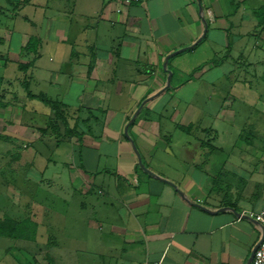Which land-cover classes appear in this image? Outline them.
Instances as JSON below:
<instances>
[{
  "label": "crops",
  "instance_id": "crops-1",
  "mask_svg": "<svg viewBox=\"0 0 264 264\" xmlns=\"http://www.w3.org/2000/svg\"><path fill=\"white\" fill-rule=\"evenodd\" d=\"M1 1L5 5L0 14L7 16V22L0 20V29L6 30L25 10L22 18L31 25L59 26L53 35L61 58L57 65L40 62L42 42L48 40L37 37L40 33H35L37 44H33V37L21 32L23 47L8 62L22 55L31 57L28 69L21 70L22 62H16L13 73H27L30 89L33 83L50 87L42 93L31 91L62 103L65 110L67 137L54 149L43 146L52 154L43 157L40 168L46 173L53 163L52 178L46 180L61 190L63 168L70 176L65 199L68 264L145 260L252 264L263 228L248 213L264 207V128L258 125L257 130L245 131L227 124L233 120L231 107L238 102L228 91L219 97L211 91L205 98L197 95L202 83L217 89L223 79L227 86L231 75L234 82L228 83V89L251 85L242 74L254 68L255 78H263L258 83L264 85V68L257 67L264 60V18L259 16L264 4L259 0H239V7L228 0H147L130 5L119 0ZM203 43L215 59L204 61L194 75L182 76L180 67L177 75L170 70L172 57L186 50L194 54ZM181 49L185 50L178 52ZM223 64L228 65V75L207 76ZM34 70L48 76L43 78ZM249 77L253 79V74ZM5 78L2 85L7 80L9 88L25 80L16 76L13 83ZM9 88L3 89L7 98L9 92L12 96ZM186 88L199 91L192 98L179 97ZM28 98L23 92L21 104ZM242 101L247 103L245 98ZM26 106L24 111L14 108L6 113L20 120L2 127L1 139L12 136L23 145L28 130L44 129L48 117L52 118L50 110L42 113L38 108L40 112L35 110L31 117L41 115L43 125L24 121ZM169 123L174 128L166 134ZM33 140L28 143L36 145ZM13 147L12 153L21 151L18 144ZM34 148L33 157L42 156V147ZM22 157L17 153L14 167L23 164ZM5 183L9 185L8 179ZM20 192L11 194L8 206L0 209L6 211L4 216L22 220L11 215L23 212L25 196ZM58 258L53 255L50 264H60Z\"/></svg>",
  "mask_w": 264,
  "mask_h": 264
},
{
  "label": "rangeland",
  "instance_id": "rangeland-1",
  "mask_svg": "<svg viewBox=\"0 0 264 264\" xmlns=\"http://www.w3.org/2000/svg\"><path fill=\"white\" fill-rule=\"evenodd\" d=\"M228 2H233L236 7H239L240 5L239 0H228ZM260 2L264 4V0H259V3ZM2 5L5 4H3V2L0 0V8ZM26 11L28 12V10L20 12L21 16L18 17L20 18V21L17 19H13L12 21L9 20L10 22H12V24L6 25V30L2 29L3 27L0 29V36H6L4 40H0V76H7L5 80L8 79L13 83L14 81H17L13 77L17 76L20 81H22V79L24 78L27 80L28 78L27 73L21 72L19 73V75L17 73H13V69L15 70L17 68V65L15 63H26L31 60V57L27 58L22 55V57H18V61L14 60V62H8L9 59L12 60V54L17 53V50H19L20 52L21 48L23 47V42H21V32L25 33L24 37L28 36L29 38L32 36L34 40L32 41L33 44H37V42L35 41V33H40L39 36H37L39 38L43 37L44 39L46 37L48 39L47 41L42 42L43 50L42 58L40 59V62L42 64L54 66L57 65L61 59L56 54L53 46L56 42V40H53V35L57 28H59L58 24L54 23L51 25H31L22 18V14L24 15ZM47 14L48 16H51V13L49 11L47 12ZM6 18L7 16L5 14H0L1 23L7 22ZM39 22L43 23L42 21ZM7 29H10L11 32L7 31ZM204 44L205 43L198 47L196 53L194 54L190 53L191 50H186L183 53L172 57L173 59L170 61L169 66L171 67L170 70H174L175 75H177V70H179L178 67H180L181 70L184 71L183 73H181L182 76L188 75L187 73L194 75L195 72H198L199 68L205 65L204 61H206L207 59H215V56H210L211 51L207 49ZM51 46L53 48H50ZM5 62H8V65H5ZM226 67H228V65L223 64L221 65L220 69H215L209 72L207 76H226L230 73L228 72V69H225ZM257 67L260 68V71H263L264 60L263 62L258 64ZM195 68L196 70H194ZM247 69L248 68L246 66H243V70L246 71ZM33 72L34 74L41 75L43 78L48 76V73L42 70H34ZM238 72L239 70H236L235 74L238 75ZM254 72H256L255 68L249 69V73L247 74L243 73V77L247 76V80L252 81L251 85H243L241 83V88H237L236 90L227 88L228 83L234 82L233 75L230 76L227 86L226 81L223 79L221 80L222 83L218 85L217 89H209L208 84L204 82L202 83L203 87L199 92L200 96L197 95V97H208L210 91L217 92L218 95H216V97H219V94L228 91V93L230 92L232 95H234V97L237 98L238 102L231 107V110L233 111V120L227 122V124H233L234 128L245 129V131L257 130L258 125L259 127L261 126L262 128H264V85L259 84L262 83L260 79L263 78H258L257 80L255 78ZM250 74H253V79L249 77ZM10 76L12 78H10ZM175 80L176 79H174L173 84L177 83ZM6 83H8L7 80L3 85L1 83L0 89V133L2 127L6 126L7 124H17V120H20L19 118L17 119L18 116H16L14 113L10 115L6 113H8V111L11 112L12 110H15L17 108L24 111L25 105H27V108L25 111L24 121L28 120L30 122H34L35 125H43V117L41 115L40 117H31V113L38 111V108L40 106L38 104H43V107L39 108L42 113L45 111L44 109L50 110L52 118L50 117V119L48 117L47 119L45 127L47 131L43 132L42 129H39L40 127L37 128V131L28 130V132L25 134L26 136L22 137V139L24 140L23 145L21 141L18 142L16 138L12 136L10 138L4 136V139L5 141L7 140L6 142H8V145H5L4 139L0 138V209L8 206V200H10V198H13V193H15L16 190L21 191L20 193H23L25 196V206L22 210L23 212H20L18 216L15 214L11 215H13V217L16 216L17 218H25L34 221V225L26 228V230H21L22 234L19 235H23L22 237L10 238L0 236V264H50V262H53V255L54 257H59L58 262L60 264H68V202H66L65 199L68 198V177L70 178V176L68 174V170L66 168H63L65 174L59 175V177H62V179H59V181L62 180V185L64 188H62L61 190L57 183L51 186L50 182L46 180L48 178H52L51 169H53V163L49 165V170H47L46 173L42 172L45 171V168L43 170L42 168H40L41 163H44L43 157L46 158L52 154L43 151V146H49V148L54 149L57 143L64 141V138L67 137L64 134V124L62 123L61 126L59 124L61 128L57 132L54 131L50 127L54 125V111L48 105H45L41 101L35 100L34 102V99L30 97L27 99L26 103L21 104L22 93L26 92L24 89H21L22 85H20V87L15 83L9 88L8 84ZM5 88H9V91L12 92V96L10 92L8 93V98L3 94V89ZM31 89L34 92L42 93V91H45V89H50V87H44L41 83L36 85L33 83ZM244 89H246L247 91H245ZM198 91L199 90H194L195 93H193L192 88H186L185 90H183V92L180 91L179 97H181L182 95H187L192 98L193 96H196V92ZM165 98H167V96ZM243 98H245V101L247 103H243ZM3 103L8 104L3 105ZM61 110L65 112L64 109ZM146 110L147 109H144V112H146ZM170 111L171 108L168 107V112ZM11 118H14L15 123H13V120L11 121ZM224 122L220 124L221 127H224ZM262 123L263 126L261 125ZM169 124L172 128V123ZM170 127L168 128V131L170 132H166V134L172 133L174 126L172 129ZM27 136L31 138V141H29V138ZM33 139H35L36 145L28 143L34 142ZM13 144H18L19 150L21 151H14L12 153L10 149L12 150V148H14ZM63 144L65 145V143ZM34 146H36L37 150L39 149V147H42V156H37L36 154L35 158L33 157V155L35 154ZM17 153L23 155V157L20 159L21 162L23 161V164L16 168L14 167V162L16 161L15 158L17 157ZM58 160L60 161L59 158ZM41 178L44 180V183L42 185H40L41 182H39ZM6 179H8V186L5 183ZM36 183L38 184V186ZM58 184L61 185V183ZM4 212L6 211L0 210V218L4 217ZM38 224L43 227H39ZM47 226H50L51 228ZM38 227L39 230L37 231ZM53 244H59L60 247L63 248H54L52 247Z\"/></svg>",
  "mask_w": 264,
  "mask_h": 264
},
{
  "label": "trees",
  "instance_id": "trees-1",
  "mask_svg": "<svg viewBox=\"0 0 264 264\" xmlns=\"http://www.w3.org/2000/svg\"><path fill=\"white\" fill-rule=\"evenodd\" d=\"M259 16L260 17L262 16L264 18V8H260ZM261 22L264 25L263 19ZM31 65L32 62H29L27 64L19 63V68L21 70H24V68L28 69ZM2 79L3 77L0 76V89H1ZM22 86L26 90L28 97L43 102L45 105H48L54 111L55 113V117L53 120L54 125L50 126L51 128L56 129V131H58L60 127L59 124L65 123L64 125H66V117L64 116L63 110H61L62 109L61 107H63L62 103L49 98L45 94H39V95L33 94L30 89L29 80L25 79L22 82ZM3 105H7V104L3 103ZM42 131L45 132L47 131V129L44 128L42 129ZM31 225H34V221L30 219L17 220L16 218H12L6 215L3 218H0V236L10 237V238L22 237L23 235H19L22 234L21 230L23 229L26 230V228L31 227Z\"/></svg>",
  "mask_w": 264,
  "mask_h": 264
},
{
  "label": "built area",
  "instance_id": "built-area-1",
  "mask_svg": "<svg viewBox=\"0 0 264 264\" xmlns=\"http://www.w3.org/2000/svg\"><path fill=\"white\" fill-rule=\"evenodd\" d=\"M123 4L130 5L137 1H147V0H119ZM249 217L253 218L261 224L264 228V207L259 211H251L248 213ZM140 264H159L158 262H153L151 260H145ZM252 264H264V237L260 242L258 248L255 251Z\"/></svg>",
  "mask_w": 264,
  "mask_h": 264
},
{
  "label": "water",
  "instance_id": "water-1",
  "mask_svg": "<svg viewBox=\"0 0 264 264\" xmlns=\"http://www.w3.org/2000/svg\"><path fill=\"white\" fill-rule=\"evenodd\" d=\"M185 49H181V50H179L178 52H181V51H184ZM177 52V53H178ZM169 57L170 56H168V58H167V60L169 59ZM168 62V61H167ZM171 75H172V72L170 71L169 72V78H168V82L170 83V80H171ZM140 111V110H139ZM138 111V112H139ZM137 112V113H138ZM136 113V114H137ZM136 114H135V116L133 117V119H135V117H136ZM128 128V127H127ZM127 128H126V134H127V136L129 137V139L130 140H132V138L128 135V131H127ZM134 148H135V150H136V152H138V149H137V147L134 145ZM138 154H139V152H138ZM140 155V154H139ZM139 160L141 161V158L139 157ZM142 163V162H141ZM142 166L144 167V165L142 164ZM145 168V167H144ZM146 169V168H145ZM150 174H153L154 175V173H152V171H150V170H148V169H146ZM259 223V222H258ZM260 224V223H259ZM262 228H263V226H262ZM263 237H264V228H263V235H262V237H261V239H260V241L258 242V244H257V246L255 247V249L253 250V253H252V255H251V258H250V261L252 262V260H253V257H254V254H255V251H256V249L258 248V246H259V244H260V242L262 241V239H263Z\"/></svg>",
  "mask_w": 264,
  "mask_h": 264
}]
</instances>
